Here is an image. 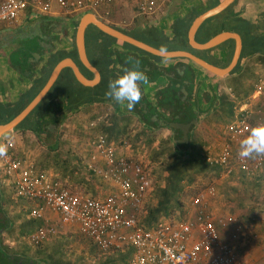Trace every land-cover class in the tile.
Listing matches in <instances>:
<instances>
[{
    "label": "crops",
    "instance_id": "obj_1",
    "mask_svg": "<svg viewBox=\"0 0 264 264\" xmlns=\"http://www.w3.org/2000/svg\"><path fill=\"white\" fill-rule=\"evenodd\" d=\"M224 1L225 0H186L183 6H181L180 12L175 13V15L171 17L169 16V11L173 4V0H171V2L165 6L163 11L152 18H146L138 13L139 0H116L113 3L101 6L96 10H87L77 15H67L60 13L59 11H55L52 14H39L32 12L31 8H29L21 14L18 23L15 25L0 27V106L19 100L24 93L31 90L35 85V81L43 78V70L49 67L50 62L55 55L63 51L71 52L74 48L76 50L75 46L77 45L78 27L81 18L88 13L94 14L100 20L105 21L121 31H135L137 22L141 21L140 25L143 28L156 27L161 36H166L173 35L172 27L178 18L185 17L194 9L203 14ZM214 2L215 5H213ZM219 15H221L219 18L220 26L222 28L221 32L209 39L208 30L199 34L200 29L207 21L206 20L196 33L197 41L201 44H205L223 32L239 34L243 42V48L238 64L232 72L242 62L244 70L250 63L251 73H253V76L250 79V83H253L254 86L253 91L246 100L237 105L235 117L231 123L217 121L215 112L220 106L219 99L221 95L224 92H231L226 85V81L232 72L224 77H219L205 70L191 59L182 56L177 58L158 56L162 59L157 60L150 55L142 54L123 47V44H121V41L119 40V43L116 42L107 49L108 53L113 52L115 54L113 59L115 58L116 61L112 65L115 72L114 77L117 78L133 68L131 65L128 66L124 60L122 61V59H120V54L141 64L142 69L140 72L143 74L144 79L138 81V85L142 92V102L140 107L143 109L144 114L151 113L152 121H145L139 110L137 111L133 109L132 111H129L126 104L121 105L115 103L106 96V93L103 94L105 98H103L102 101L88 102L79 109L69 112H67L69 107L67 106L68 103L66 100L64 103V109L61 108V111H63L61 114L62 122L59 124L55 123L51 118L45 117L43 120L44 130L40 134L31 130L15 129L11 131L13 134H16V137L19 132V134L26 133L27 136H29V134H34L38 138L37 141H23L22 137L16 139L14 136L13 139L15 141V146L13 151L16 156L27 159L39 169L37 167V162L43 159L47 152H54L59 149L60 144L63 142V152L80 157L82 164L90 170L89 172H86L87 176L90 173L96 178L93 182L96 189V195L87 194L84 186L76 185L68 178L63 179L60 173L54 172L53 169L47 171L57 176L61 182L77 193L87 196L90 195L96 198H105L109 194H112L116 187H114L113 183L105 181L104 178L94 169H90V164L92 162L90 154L92 149H94L91 144L95 141V138L105 137L108 143L117 147L119 155L133 158L136 161L143 163L152 172L154 186L144 203L142 213V216H144L148 201L149 203H156L153 192L158 180L155 172L160 167L161 161L163 162L166 159V156L159 157V154L155 155L154 149H159L161 143L167 141L173 146V149L176 150L178 154H181L184 157L189 155L193 145L194 147L198 146L200 148L202 157L205 159H207V155L212 154L216 156L221 152L223 144H232V133L229 131V126L232 125L238 117L239 119L245 118L248 112L252 117H254V115L258 116V112L262 109V100L264 96L263 94L258 93L257 86L264 81V57H260L259 54H253L249 57L243 58L245 46L243 35L238 30L231 29L234 25H230L228 22L233 19L232 17L246 19L248 22L254 24L255 27L253 30L255 31V36L264 39V0H233L226 9L216 16ZM228 16L231 18H228ZM227 26H229V28H227ZM223 28L226 29L223 30ZM133 37L138 39L135 36ZM145 43L149 44L148 42ZM236 47V39L229 38L212 49H193L198 52L207 51L206 57L203 56V53L202 55H198L197 52L193 53L207 60L211 64L221 68H227L233 61ZM157 49L162 50L160 48ZM231 53H233L232 57ZM230 57L231 60H229ZM53 71L51 72L49 79ZM89 71L92 73V77H88L84 72L83 73L89 80H95V73L91 70ZM242 71L243 70H240L236 74H239ZM188 75H190L189 78ZM255 78L258 79L255 81ZM102 79L103 75L101 73V77L96 84L89 86L81 84L88 87H95L101 83ZM191 80L194 81V86L192 85L193 82H191ZM168 88L176 89V96L181 97V101L184 103L191 101L193 109L197 110L196 118L198 119V123L194 124L190 129L188 142L183 140L184 132L181 128L175 129L171 127L170 123H190L192 120L186 122L183 111H180L178 107L175 108L173 103H170L172 98L166 93H163ZM97 94V97H100L99 93ZM50 102L52 105L59 103L58 96H54L53 100H50ZM195 102H197V105H195ZM11 132L8 134H12ZM8 134L5 136H9ZM51 152H49V154ZM50 155H52V153ZM100 164L104 167L102 159H100ZM39 170L45 169L40 168ZM221 170L220 176H217L214 173L198 174L196 180L185 187L183 198L185 197L188 188L190 189L196 183L198 178L202 177H208L212 181H216L218 184L226 179L231 180L232 183L237 181L241 183V188H243L242 185L253 184L251 188H255L264 193V169H258L252 175H247L238 168L233 169L231 173H226L224 167H221ZM241 179L244 180L242 181ZM244 181L246 184L243 183ZM0 186L2 189H12V186L5 182V178L1 175ZM211 188H214L216 191L214 196L210 195L209 190ZM200 190L201 192L195 195L194 198L192 197L188 205H186L187 203H185L182 198L184 214L177 212L178 215H184V217L194 215L196 213L194 200L201 194H204L205 198L208 200L209 210L213 213L215 221L218 222L220 218L225 219V224L219 225V228L226 240H230L232 232H234L237 227L240 226L242 228L239 233V241L234 242L237 253H240L238 252V249L248 248L252 253H259V255H262L264 253V231H262V227H260L259 224L256 226L257 228L253 225L254 229L252 228L253 231L250 234V237L252 238L248 241L250 238L248 233L249 229H247V226L245 227L240 217L230 213H222L221 208L215 207L216 199L218 198L217 187L212 183L205 187V189L201 188ZM255 193H257L256 190ZM18 199L19 198H17V200ZM26 201L25 204L23 201H19L22 203L23 210L21 213H18H25L24 215L28 216L23 215L22 218H19L15 222L14 227L24 221V217L34 218L31 216V212L36 208V204L32 201ZM257 203L258 206L264 208V202L261 203L260 198H258ZM260 214L263 219L264 211ZM175 216L176 214L169 218L172 220L183 219L181 216ZM37 220L41 221V225L34 233L26 236H19L16 233L9 234L8 232H5L3 236L4 242L12 247L24 243L32 250H35V246L41 247V245L43 246L49 241L54 242L57 238L61 237L62 242L63 240L68 241V244H65L66 251L67 255H69L70 259L73 261L81 259L85 264H92L94 259L106 255L89 237L80 231V227L77 223H63L58 214L52 213L47 209H45L44 216L37 218ZM41 227H53L56 229V232L41 244H33L30 237L36 234ZM72 233L75 234V236ZM71 237L75 239L81 237L85 241L84 243H86V249L84 244V247L79 249V252L75 253V255L68 252V246L73 242V238L71 239ZM77 240L79 241V239ZM129 250H132V254L125 263L128 264L134 254L133 248H124L123 250L114 249L110 253H125ZM251 261V264L263 263L257 260V258L252 259Z\"/></svg>",
    "mask_w": 264,
    "mask_h": 264
},
{
    "label": "built area",
    "instance_id": "obj_2",
    "mask_svg": "<svg viewBox=\"0 0 264 264\" xmlns=\"http://www.w3.org/2000/svg\"><path fill=\"white\" fill-rule=\"evenodd\" d=\"M116 0H2L0 1V27L13 26L20 16L31 8L39 14L55 11L77 15L96 10ZM171 0H139L138 13L147 18L157 16ZM264 96V81L257 86ZM258 116L251 114L229 126L231 142L222 145L221 152L207 155L211 164H219L231 173L238 168L247 175L264 169V155L251 158L239 156L240 144L255 127L264 126V97ZM243 110V109H242ZM4 141V142H3ZM0 147V175L12 186L15 198H23L36 204L31 212L34 218L44 216L45 209L60 216L63 223H77L80 231L89 237L103 253L114 249L133 248L128 264H248L236 251L239 226L230 240L223 237L219 225L225 219L215 221L209 210L208 200L201 194L194 200L196 213L182 220L162 218L147 229L142 224V213L147 196L154 186L152 172L143 163L119 155L117 147L97 137L92 142L90 169L98 172L105 181L113 183L115 190L105 198L83 195L71 190L47 170H39L25 158H19L13 149L15 141L4 136ZM104 162V167L100 164ZM210 195L216 191L211 188ZM53 227H41L30 237L33 244H41L55 234Z\"/></svg>",
    "mask_w": 264,
    "mask_h": 264
},
{
    "label": "trees",
    "instance_id": "obj_3",
    "mask_svg": "<svg viewBox=\"0 0 264 264\" xmlns=\"http://www.w3.org/2000/svg\"><path fill=\"white\" fill-rule=\"evenodd\" d=\"M213 5H215V2ZM201 13L202 12H198L194 9L185 17L178 18L172 27L173 35L161 36L156 27L143 28L140 25L141 21L137 22L135 31H124L165 51L187 50L197 52L198 55H202L203 53V56L206 57L207 51H194L188 39L189 29L193 21ZM220 17L221 15L207 20L202 25L199 34L208 30L209 39L220 33L222 30L219 21ZM228 18L231 17L228 16ZM232 18L233 19L229 20L228 24L234 25L231 29L238 30L244 38L245 46L243 58L253 54H259L260 57H264V39L255 36V31L253 30L255 27L254 24L243 18ZM227 28H229V26H227ZM224 29L226 28H223V30ZM118 41L119 40L112 36L102 32L96 26H91L87 34L86 50L92 64L97 67L103 75L101 83L95 87L84 86L76 79L71 68L64 69L48 96L44 98L16 129L31 130L40 134L44 130L43 120L45 117L51 118L57 124L62 122L61 114L63 111H61V108L64 109L66 100L68 103L67 106L69 107H67V112L77 110L88 102L102 101L103 98H105L103 94L108 91L109 82L115 79V72L112 68L113 63L116 61L115 58L113 59L115 54L113 52L108 53L107 49L114 43H119ZM120 43L123 44V47L130 50L150 55L157 60L162 59L161 57L139 50L129 43L122 41ZM232 54L233 53H231V57ZM68 57L73 58L88 77H92V73L80 61L78 52L75 48L71 52L63 51L58 53L52 58L49 67L43 70V78L36 80L31 90L24 93L19 100L0 106V125L11 121L21 113L45 86L54 67L61 60ZM119 57H121L120 59H122V61L124 60L128 66L131 65L133 67L132 69L141 71L142 67L140 63L126 58L122 54H120ZM231 57L229 60H231ZM243 68L241 62L227 78L226 85L231 92H224L219 99L220 106L215 112L217 121L231 123L235 117L237 105L246 100L253 91V83H250V79L253 76L250 63L246 66L245 70ZM240 70H243V73L236 74ZM189 77L190 75H188V78ZM257 79L255 78V81ZM191 82H193L192 85L194 86V81L191 80ZM175 92L176 89L168 88L163 93H166L172 98L170 103H173L175 108L178 107L180 111H183L186 122L195 119L197 110L193 109L191 101L182 102L181 97L176 96ZM97 93H99L100 97H97ZM55 94L59 98V103L52 105L50 100H53V97L56 96ZM195 105H197V102H195ZM62 143L60 144L61 149L59 147V149L54 152L49 151L52 155L47 152L43 159L37 162V167L45 170L53 169L54 172L60 173L63 179L68 178L76 185L84 186L87 194L95 196L96 189L93 182L96 178L90 173L87 176L86 172L90 170L82 164L80 157L63 152ZM160 146L159 149H154L155 155L159 154V157L166 156V159L163 162L161 161L160 167L155 172L158 180L153 192L156 203H149L146 208V213L142 216V224L147 229L155 227L162 218H169L174 216L177 212L183 213L182 198L185 187L193 183L198 174L214 173L220 176L222 171V166L211 164L207 159L202 157L201 150L198 146L194 147L193 145L189 155L186 157L178 154L167 141H163ZM241 180L243 181L244 179ZM243 183L246 184L245 181ZM14 196L15 193L13 189H2L0 186V264H85L81 259L75 261L70 259L69 255H67L65 246V244H68V241L63 240L62 242L61 237L57 238L54 242L49 241L45 243L46 245H41V247L36 250H32L24 243H20L19 246L15 247L5 243L3 237L5 232L26 236L34 233L41 225V221H38L37 218L24 217V221L14 227L15 222L20 216L17 215L10 220L8 210L12 206L18 205L22 207V203L19 201H23L24 204L27 202L23 198L17 200ZM22 210L23 207L21 208V211ZM110 254L112 253L94 259L92 264H125L131 256L132 250L125 253L118 252L112 255Z\"/></svg>",
    "mask_w": 264,
    "mask_h": 264
},
{
    "label": "water",
    "instance_id": "obj_4",
    "mask_svg": "<svg viewBox=\"0 0 264 264\" xmlns=\"http://www.w3.org/2000/svg\"><path fill=\"white\" fill-rule=\"evenodd\" d=\"M186 0H173L172 7L169 11V16H174L175 13H179L181 6L185 3ZM233 0H225L223 3L219 4L218 6L210 9L209 11L201 14L198 16L195 21L193 22L191 29L189 31V43L196 50H208L215 48L216 46L223 43L225 40L229 38H235L237 41L236 52L233 58L232 63L227 68H221L214 64L209 63L207 60L199 57L198 55L194 54L191 51L185 50H176V51H165L159 50L143 41H140L133 36L127 34L124 31H121L110 24L106 23L105 21L100 20L94 14L88 13L81 18L78 31H77V40H76V50L79 55V59L84 66H86L89 70L95 73L96 78L95 80H89L83 71L81 70L79 64L71 57L63 59L54 69L48 83L44 86V88L39 92V94L30 102V104L21 112L19 113L14 119L11 121L1 124L0 125V142L3 140L4 136L11 131L18 128V126L34 111V109L44 100V98L48 95L51 91L55 83L57 82L58 78L60 77L62 71L70 67L73 70V73L77 80L84 84V85H94L96 84L100 77V71L92 64L91 60L89 59L88 52L86 50V35L87 30L91 25L96 26L102 32L112 36L113 38L120 40L122 42L129 43L140 50H144L148 53H151L156 56H161L165 58H177V57H185L189 58L205 70L219 76L224 77L227 74L231 73L232 70L238 64L242 48L243 42L239 34L230 33V32H223L205 44H201L196 39V33L201 27V25L208 19L220 14L224 9H226ZM186 92V91H185ZM198 123V119L192 120L190 123H179V122H172L171 127L175 129H180L184 132V141H189V132L190 129L193 127L194 124Z\"/></svg>",
    "mask_w": 264,
    "mask_h": 264
},
{
    "label": "rangeland",
    "instance_id": "obj_5",
    "mask_svg": "<svg viewBox=\"0 0 264 264\" xmlns=\"http://www.w3.org/2000/svg\"><path fill=\"white\" fill-rule=\"evenodd\" d=\"M20 132H22V131H20ZM11 133L12 134H8L9 136H7V139L10 141L13 140V137L16 135V134H13V132H11ZM21 137H22L23 141L24 140H26V141H28V140L37 141L38 140V138L34 134H29V136H27L26 133L19 134V132H18L16 139H19ZM2 141L3 140H1V142ZM1 142H0V145H1ZM212 183L217 187V190H218V198L216 199V203H215L216 208H218V207L221 208L222 213H225V214L230 213L232 215L240 217L242 223L245 225V227L247 226V229H249V231H248L249 237H250V234L253 231L254 227L258 226V224L260 225V227H262V231H264V226H263L264 225V220H263L264 218L262 219V215L260 214V213H262V211H264V208L257 205L258 204L257 203L258 198H260L261 203L264 202V193L260 190L255 189V188H251L253 186V184L245 185L247 187L242 185L243 188H241L240 187L241 183H239L237 181H235V183H232L231 180L226 179V180H222L220 182V184H218L216 181L214 182L208 177H202V178H198L196 183L190 189L188 188L186 195L183 198V201L185 203H187L186 205H188L191 198L192 197L194 198L195 195H197L201 192V190H200L201 188L205 189V187H207L208 185H211ZM255 190L257 191V193H255ZM263 191H264V189H263ZM148 204H149V201H148ZM21 208L22 207L18 206V205L12 206L9 210L7 208L8 213H9V219L12 220L17 215L20 216L19 218H22V216L24 214L23 213L19 214V213H21ZM176 216H178V217L181 216L182 218H184V215H178V213H176ZM253 225H254V227H253ZM73 235L75 236V234H73ZM72 238L73 237H71V239ZM251 238L252 237H250L248 239V241L251 240ZM74 239L75 238L72 239L73 240L72 244H70L68 246V252L73 253L75 255V253L79 252V249L84 247V244H85V249H86V243H84L85 241L81 237L80 238L77 237V239H79V241L77 239H75L76 240L75 241ZM36 247L37 246L34 247L35 250L39 248V247H37V248ZM238 252H240L239 255L241 256V258L245 259L246 262L249 264L252 263V261H251L252 259H256V258L261 263L263 262L262 264H264V253L262 255H259V253L254 254L248 248L238 249ZM83 254L86 255L85 253H83Z\"/></svg>",
    "mask_w": 264,
    "mask_h": 264
},
{
    "label": "clouds",
    "instance_id": "obj_6",
    "mask_svg": "<svg viewBox=\"0 0 264 264\" xmlns=\"http://www.w3.org/2000/svg\"><path fill=\"white\" fill-rule=\"evenodd\" d=\"M144 79L143 74L135 69L126 71L109 82L106 96L115 103L125 105L132 111L140 102L142 92L138 81ZM5 153V149L0 147V155ZM264 155V126L255 127L250 134L241 141L239 156L251 158Z\"/></svg>",
    "mask_w": 264,
    "mask_h": 264
},
{
    "label": "flooded vegetation",
    "instance_id": "obj_7",
    "mask_svg": "<svg viewBox=\"0 0 264 264\" xmlns=\"http://www.w3.org/2000/svg\"><path fill=\"white\" fill-rule=\"evenodd\" d=\"M88 32H89V29H88V31H87V34H88ZM86 45H87V35H86ZM85 45V46H86ZM129 58V57H128ZM81 68V67H80ZM141 102H142V100H140V102L135 106V108H134V110H139V112H140V114L142 115V117H143V119L145 120V121H152L151 120V113H147V114H144L143 113V109L140 107V104H141Z\"/></svg>",
    "mask_w": 264,
    "mask_h": 264
}]
</instances>
